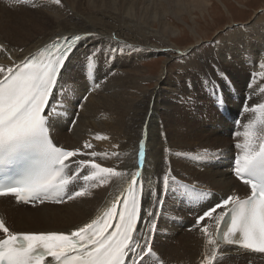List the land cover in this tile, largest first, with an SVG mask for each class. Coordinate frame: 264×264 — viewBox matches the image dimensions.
Masks as SVG:
<instances>
[{"label":"snow or ice","instance_id":"1","mask_svg":"<svg viewBox=\"0 0 264 264\" xmlns=\"http://www.w3.org/2000/svg\"><path fill=\"white\" fill-rule=\"evenodd\" d=\"M11 3L37 7L32 0ZM53 3L61 5V0ZM90 40L99 41L100 37L94 32L58 37L13 67H0V170L7 173L10 166L18 169L0 181V197L36 205L75 202L91 196V189L99 187H111L115 194L109 193L111 199L102 214L67 232H17L0 217V264H150L153 259L155 264H166L163 254L156 251L158 217L168 195L179 198L186 194L192 201L209 197L192 208L198 212L194 227L204 236L206 248H211L201 264H222L217 252L227 256L232 247L264 253V90L254 103H249L260 86L252 81L259 77L264 83V72L252 74L242 104L243 112L258 116L246 124L243 132L234 133L243 136V142L235 145L240 151L233 157L232 171L248 189L244 197L231 191L217 196L190 188L172 176L170 169L163 175L158 194L151 180L146 188L140 170L128 173L97 162L119 160L117 152L99 153L90 140L71 150L59 144L57 130L65 127L61 113L68 112L69 104L83 108L88 96L101 88L108 75H115L109 71L98 79L99 66L107 65L125 47H131L110 48L101 43L85 47ZM178 55L183 58L190 53ZM260 56L259 67L264 69V53ZM73 72L78 74L73 79L82 75L90 80L77 99L63 92ZM200 83L203 89H211L216 107L221 112L226 110L229 93L225 90L232 84L228 69L212 66L211 74L204 73ZM185 87L191 90V81L186 80ZM185 102L194 103L191 97ZM71 123L75 124V119ZM94 139L108 137L97 134ZM139 159L142 166L143 142Z\"/></svg>","mask_w":264,"mask_h":264},{"label":"bare ground","instance_id":"2","mask_svg":"<svg viewBox=\"0 0 264 264\" xmlns=\"http://www.w3.org/2000/svg\"><path fill=\"white\" fill-rule=\"evenodd\" d=\"M32 2L37 7H33L32 4L14 5L11 0H0V67L5 69L13 67L15 63H19L32 52L35 53L40 47L58 37H63L70 33L82 34L84 32H94L99 37H115V40L123 41L120 44L121 47L125 45L131 46L125 47V49L136 55L148 57L149 54H152V56H155V50L161 51V48L158 45L147 43L148 36L144 33V29L149 26H156L157 22L162 30L165 27L169 30H175L174 27H171L173 26L171 22L165 20L168 17H165V15L172 14L174 16L181 12L183 13L187 8L204 11L208 8L211 0H61V5L54 4L53 0H32ZM132 19L136 24L134 23V27H129L126 23ZM233 35L246 36L253 48L264 51V25L260 27L254 25V28L253 26L251 29L249 27L246 31L236 30L230 37ZM181 52L184 53L185 51ZM217 52L226 55L228 53L221 43L218 49H215L209 55L198 54L193 57L192 61L190 60V66H187L181 72L179 70L177 74L190 69L200 71V66L202 65L210 66L213 63L223 64L229 62V59H225V61L221 58L219 60L218 56L221 55H218ZM112 66L113 60H110L107 65L102 64L99 66L98 79L107 75L109 71L114 72L115 75H108L107 80L101 84V88L88 96L83 108L75 111L72 109V104H69L68 112L61 113L64 117L63 123L65 127L57 130L60 146L71 150L82 147L84 141L90 140L94 145L95 151L99 153L117 152L120 155L123 153L122 150L130 145L129 142L134 137L137 139L139 146L141 142L145 144L144 164L139 166V147H137L136 151L134 146L132 147L134 148V155L132 149L128 147L124 150L129 149L128 152L131 151V155L125 157L121 154L119 156V158L123 157L124 160L121 170L125 169L126 171L127 169L126 172L134 170V173L137 170L143 171L144 183L146 181L148 186L149 178L152 185H154V178L159 180L162 175V167L164 169L167 168V165L162 166V149L154 150L153 155L149 152V138H153V141H156L155 143L158 141L163 146L167 136L170 138L169 142L173 140L172 144L175 147V152L179 153L177 158H173L175 160H173L174 164L176 163L173 165L172 173L174 176L186 177L190 181L196 180L202 185L208 183L211 188L180 180L182 183L189 185L190 188L194 187L196 190L206 189L208 193L217 192V196L231 191L236 192L243 198L248 189L232 175L233 157L240 151L235 145L243 142V136L236 137L234 133L237 130L243 132L246 124L255 120L258 116L257 113L243 112L242 104L244 103V96L248 94L247 84L252 74L264 72V69H261L258 65L249 71L248 81L244 82L240 92L236 89L232 90L226 110L223 113L219 112L216 107L214 97L210 94L211 89L203 90L202 97L206 100V114L200 115L198 126L196 127L197 130H195L190 120L184 116L179 104L172 100V97L177 95V85L176 82H172V73L167 71V65H164L162 74L155 78L154 81L158 87L157 90L155 88L152 91L144 87L146 86L144 81H148L146 80L148 77L145 75L144 67L140 62H133L132 67L127 71L120 65L113 67V69ZM77 75V73L73 72L66 79L63 89L64 95H71L73 99H77L83 94L85 84H90V80H86L82 75H79L77 79H73V76ZM70 81H74V85L69 86ZM252 83L253 85L259 83L260 85L251 94V103H254L255 99L260 97L261 90H264V83H260L259 77ZM155 92L157 97L154 95ZM218 114L220 115L218 118L219 124L214 126L212 124H214L215 117ZM149 115L151 117L146 122ZM90 117L95 119L90 121ZM159 117L162 118V125L166 124L165 129L163 128L166 133L164 138L160 134L162 129L156 135L150 129V124L152 128L161 125H157L158 122H156ZM73 119H75V124L71 123ZM238 119L241 120L240 126H236ZM207 126H210V130L212 129L214 134L222 133L224 135H217L213 138L205 136L202 133L205 130L209 131ZM117 132L124 137V139L118 137L117 142L120 146L116 144V138H114ZM97 134L104 135L108 139L96 140L94 137ZM129 134L130 137L128 136ZM221 139H226L227 141ZM187 145L191 146L188 148ZM198 145L211 147L206 148L204 151L193 152L188 158V152L194 150V147ZM186 148L188 149L186 150ZM170 149L172 150L173 148ZM150 155L153 158L151 161L153 165H150L149 170ZM179 155L186 157V161ZM98 161L104 166H112L114 165L113 162L116 163L117 160ZM172 162L170 164H173ZM204 164L210 166L203 168ZM158 185L160 184L158 183ZM124 186L126 187L127 185L125 184ZM160 186L156 187L155 185L158 194L162 190ZM216 186L220 187L216 189L214 188ZM91 191V196L80 198L75 202H67V205L60 206H56L58 204L55 203L28 206L18 204L10 197H0L11 203L12 206L19 208L15 209L0 204V217L5 220V224L10 230L17 232L38 233L75 230L84 223L90 222L97 215L102 214L111 199L109 193L115 194L111 187H99L91 189ZM180 191L187 193L188 190L181 189ZM208 198L205 197V200ZM177 199L181 202V208H184L182 215H172L167 222L169 225H175L179 228L182 226L184 234L196 236L195 240L198 243L192 240H180L177 245H167V249H164L163 253L171 259L172 263L201 264L205 254L211 252V248H206L204 236L198 228L194 227L195 221L193 217L197 212L193 211L192 208L204 201H192L187 194L177 197ZM26 207H33L34 209H22ZM162 223L161 212L158 219L160 229L165 228ZM197 235L201 236L197 237ZM1 237H3L2 232H0ZM155 242L160 243L163 240L156 235ZM217 257L223 259L222 264H237L247 258L254 260L251 262L247 261L250 264L264 263L263 253H256L251 250L238 251L235 247L231 248L227 256H222L221 252L218 251ZM164 259L166 264H169V261L166 258ZM152 261L155 262V259ZM214 264H216L215 261Z\"/></svg>","mask_w":264,"mask_h":264},{"label":"rangeland","instance_id":"3","mask_svg":"<svg viewBox=\"0 0 264 264\" xmlns=\"http://www.w3.org/2000/svg\"><path fill=\"white\" fill-rule=\"evenodd\" d=\"M166 16L168 17L165 20L170 21L171 24L173 25L171 27H174L175 30H169L166 27L164 28V30H162L156 21H155L156 26H153V27L149 26L144 29L145 31L144 33H146V35L148 36L147 43L150 45L151 44L156 45V46L158 45L161 48V51L155 50V53H156L155 56H152V54H149L148 57H144V56L136 55L132 53L131 51L124 49L122 54L115 55V58L113 59L112 69L113 67L120 65L124 70L127 71L128 69L132 67L133 62H140L142 66L144 67L143 70H145V75L148 77L146 79L148 81H144L146 85L144 87L152 91L155 88L157 90V87H158L156 85V82L154 81L155 78L156 77L158 78L162 74V72L164 71V68H163L164 65H167V71L172 73L171 80L172 82H176V85H177L176 86L177 95L173 96L172 100L179 104L184 116L190 120L192 126H194L195 130H197L196 127L198 126L200 115L206 114V111H205L206 100L203 99L202 97L203 90L205 89L201 87V83H200L201 78L203 77L204 73L211 74L212 66H218L222 69L227 68L230 74V79L232 81V84H231L230 89H227L226 92H228L229 97H231L232 90L236 89L237 91L240 92V88L243 87L244 82L248 81L249 71L252 70V68L258 66L259 65L258 63L262 60L260 53H264V51L253 48L250 44L249 39L246 36L233 35L232 37H230V35H232L233 32L236 30L246 31L247 29H249V27L250 29L252 28V26L254 28V25L259 26V27L264 25V0H211L210 4L208 5V8L205 9L204 11L199 10V9L191 10L187 8V10L183 11V13L181 12L180 14H177L174 16L172 14L165 15V17ZM129 21L126 24L129 27H134L136 24L135 21L133 19ZM71 34L73 33L67 34L66 36H69ZM122 42L123 41L113 40L108 37H100L99 41H89L85 45V47L90 46L92 43H101L105 47L119 48L121 47L120 44ZM221 43L223 44V47L227 49L228 53L226 55L224 53L220 54V52H217L218 55L219 54L221 55V56H218V58L219 60L221 58L222 60L229 59V62L223 63V64L213 63L210 66L202 65L200 66L201 68L200 71H195L194 69L193 70L190 69L186 72H182L181 74H177L179 70H180L179 72H181L184 68H186L187 66H190V63L193 57H196L198 54L209 55L215 49L217 50L218 46ZM181 51H185L184 53H190V55H187L181 58L178 55L179 53H183ZM253 61H256V63L253 64ZM186 80L191 81L192 83L191 90L185 87ZM72 85H74V81L69 82V86H72ZM154 95L157 97L156 92ZM189 97L192 98L194 103L188 104L185 102V100ZM249 103H251V100L249 101ZM72 109L77 111V108H75L74 104H72ZM219 112L221 111L219 110ZM150 117H151L150 115L147 117L148 120L146 119V122L149 121ZM219 117H220L219 114L216 115L215 122L212 125L218 126ZM94 119H95L94 117L89 118L90 121ZM164 121L166 120L164 119ZM237 121H240L241 123V120L238 119ZM156 122H158L157 125L161 124L160 125L161 127L159 126L160 128L157 126V127H153L154 128L153 129L150 124V129L153 130V133L155 135L159 130L162 129L163 131L166 126V124H163L164 126L162 125V118L160 117L159 119H157ZM240 123L239 124L236 123V126H240ZM209 127L210 126H207V129H209V131L205 130L203 131L202 134H204L205 136H208L209 138L216 137L217 135L219 136L224 135L222 133L214 134V131L212 129L210 130ZM162 131H160V134L164 138V136H166L165 135L166 133H165V130L164 132ZM151 135H149V137L152 138ZM128 136L130 137V134ZM118 137L120 139H124L123 135L117 132V135L114 136V138H116L115 142L117 145H119V143L117 142V140L119 139ZM154 137H157V136H154ZM169 139L170 138L166 136L164 140L165 141L164 145L162 146V144L158 143V141L157 143H155L156 141H153V138L152 139L149 138V141H150L149 143L150 145H148L149 152L151 153V155H153L155 152L154 150L162 149V152H163V153L161 152L162 153L161 160L163 161L162 166L167 165V168H168V169L167 168L164 169V167H162L163 171L161 172L162 175L159 180L153 177L154 187L155 185L156 187L160 185H161L160 187H162L161 180L163 178V175L171 168H172L171 169V173H172L173 165L176 164V163L174 164L175 160L173 158H177L178 157L177 154L179 153L175 152L176 151L174 149L175 147L172 144L173 140H170L169 142ZM221 140L227 141L226 139H221ZM147 141H148V137H147ZM190 142H193V141H190ZM122 144H123V141H122ZM129 144L130 145L128 147L129 149L130 148L132 149V153L134 155V148L136 151L137 147H139V143L137 142V139L133 137L132 140L129 142ZM133 146L134 148H132ZM187 146L189 148V146L191 145H187ZM128 147L124 149H127ZM209 147L211 146L198 145L194 147V150H192L191 152H188V158L190 157L191 153L204 151L206 148H209ZM170 148H173V149L171 150ZM188 148H186V150ZM124 149L122 150L123 153H121L122 156L127 157L128 155H131V151L128 152L129 149L128 150H124ZM213 150H216V149H213ZM164 154H166L165 159L163 158ZM167 154L169 155L168 157H167ZM151 155L149 156V159L151 158L149 161L150 162L149 170H150V165H153L151 162L153 160ZM179 157H181L182 159L186 161V157L181 156V155H179ZM114 161H116V159H114ZM118 161L120 164L117 163ZM164 161L166 162L164 163ZM122 162L124 163L123 157H120L119 160L116 161V163L113 162L114 165L112 166H116L117 168L119 167L118 170H121V165L123 164ZM171 162L173 164H170ZM208 166L210 165L204 164L203 168H206ZM123 171H125V169ZM128 172L134 173V170H129ZM143 173L144 172L142 171V174ZM172 176H174L173 173H172ZM174 177L179 181L181 180L185 182H190L192 184H196L201 187L211 188L208 185V183L202 185L199 181H196V180L190 181L186 179V177L185 178L179 177V176H174ZM169 179L171 183L172 182L171 177ZM149 180L151 179L149 178ZM158 183L160 185H158ZM145 186L147 188L146 181H145ZM217 187H220V186H216L214 188L217 189ZM198 191L208 192L206 189L205 190L199 189ZM214 194L217 195V192H214ZM204 200H205V197L201 201H204ZM0 204L9 206L15 209H19L18 207L12 206L11 203H9L3 198H0ZM60 205H64V204H58L56 206H60ZM22 209H34V208L26 207ZM183 210L184 208H181V202L178 201L176 195H168L165 198V203L162 209L160 210V213L162 212V217H163L162 224L164 225L165 228L160 229L158 226L159 231L157 232L156 235H158L159 238L163 240V242L156 243L157 245L156 251L158 252V254L162 253L163 258H166L169 261V264H180V263H172L171 259L164 255L163 251L164 249H167V245H177L180 240H192L196 242L195 240L196 236L194 237L193 235L184 234V232L182 231V228H183L182 226L181 228H179L178 226H175V225H169L167 222V220L171 219L172 215L181 216ZM197 215H198V212L193 217L194 221L196 220ZM200 236L201 235H197V237H200ZM217 259L223 261V259L220 257H217ZM247 261L251 262L254 260H250L247 258V259H244L243 261L238 262L237 264H250ZM150 264H155V262L151 261ZM262 264L264 263L262 262Z\"/></svg>","mask_w":264,"mask_h":264}]
</instances>
